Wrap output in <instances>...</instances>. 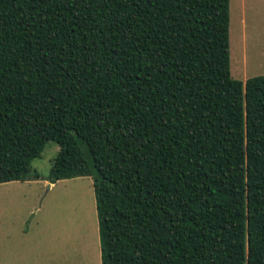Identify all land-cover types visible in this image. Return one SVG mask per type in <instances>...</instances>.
I'll return each instance as SVG.
<instances>
[{
    "label": "trees",
    "instance_id": "obj_1",
    "mask_svg": "<svg viewBox=\"0 0 264 264\" xmlns=\"http://www.w3.org/2000/svg\"><path fill=\"white\" fill-rule=\"evenodd\" d=\"M229 0H0V184L91 177L101 264H264V75Z\"/></svg>",
    "mask_w": 264,
    "mask_h": 264
},
{
    "label": "rangeland",
    "instance_id": "obj_2",
    "mask_svg": "<svg viewBox=\"0 0 264 264\" xmlns=\"http://www.w3.org/2000/svg\"><path fill=\"white\" fill-rule=\"evenodd\" d=\"M229 11L231 78L264 75V0H229ZM58 150L49 141L31 161L26 175L35 171L38 179L0 184V239L5 246L0 264H24L12 247L14 236L27 229L37 231L32 234L33 264H101L91 177L60 180L51 187L45 180Z\"/></svg>",
    "mask_w": 264,
    "mask_h": 264
},
{
    "label": "crops",
    "instance_id": "obj_3",
    "mask_svg": "<svg viewBox=\"0 0 264 264\" xmlns=\"http://www.w3.org/2000/svg\"><path fill=\"white\" fill-rule=\"evenodd\" d=\"M26 181H31V180H26ZM26 181H17V182H26ZM2 184H4V183H2ZM51 186H53V184L49 183L48 187H51ZM34 233H37V231L32 230V229L31 230L27 229L26 231H22L21 232V234H20L21 237H17V234H16V236H14L15 245L12 247L13 251L17 252V256L21 255L23 257L24 264H33L32 261H33L34 249H32L31 243H32V240H33L32 234H34ZM22 238H24V244L26 243L25 245L22 244V242H23ZM17 240H19L18 243H17ZM0 246H2V249L0 247V252L4 251V247H5L4 246V239H0ZM19 258H21V257H19Z\"/></svg>",
    "mask_w": 264,
    "mask_h": 264
}]
</instances>
